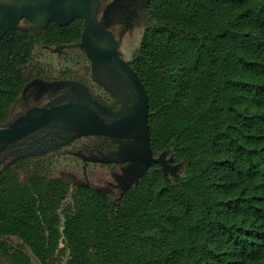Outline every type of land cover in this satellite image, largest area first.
<instances>
[{
  "label": "trees",
  "instance_id": "16d2710c",
  "mask_svg": "<svg viewBox=\"0 0 264 264\" xmlns=\"http://www.w3.org/2000/svg\"><path fill=\"white\" fill-rule=\"evenodd\" d=\"M134 69L149 148L163 151L117 197L69 183L44 157L0 148V264H264V0H147ZM81 23L0 39V128L27 116L35 41L77 40ZM71 133L77 125L68 122ZM73 131V132H72Z\"/></svg>",
  "mask_w": 264,
  "mask_h": 264
},
{
  "label": "flooded vegetation",
  "instance_id": "af4514ba",
  "mask_svg": "<svg viewBox=\"0 0 264 264\" xmlns=\"http://www.w3.org/2000/svg\"><path fill=\"white\" fill-rule=\"evenodd\" d=\"M27 1L33 0H23L19 7L23 8ZM111 1L113 0H103L101 3V0H89L92 24L86 40L94 46L114 49L126 67L128 65L135 71L134 53H125L123 49L125 36L130 32L131 25L127 26V24L130 22L133 5L110 3ZM9 20L10 14H0L2 26L0 39L17 27L33 32L50 24L63 28L75 21L81 23L77 40L33 43L29 57L31 63L37 67V74L25 84L21 92L24 108L16 116L25 113L27 116L19 125L37 121L46 109L65 103H78L93 109L108 125L118 126L124 122H126L125 126L128 125L139 102V91L126 68L116 59L92 58L87 54L82 44L84 15L79 0H67L61 4H48L46 7L34 9L29 15L21 16L14 26H6ZM38 46L47 49L50 55L48 59H34V50ZM30 83L29 89L26 90L25 87ZM99 104L107 107L113 114L102 110ZM77 120L78 118L69 113L60 114L27 134L14 138L9 145L8 153H11L12 149L13 151L23 148L31 150L36 155L44 157L51 171L59 161L65 168H69L68 158L75 154H110V150L119 145L123 146L126 141L135 140L136 133L141 131L139 125L136 130L120 137L102 133L77 134L78 130L71 133L68 122L76 123ZM89 163L99 164V172L106 171V175L110 176L111 172H116L126 161L122 163L110 159L100 162L86 161L82 168V180L75 186L87 184L97 190L89 183L85 172V167H90Z\"/></svg>",
  "mask_w": 264,
  "mask_h": 264
},
{
  "label": "rangeland",
  "instance_id": "374dc122",
  "mask_svg": "<svg viewBox=\"0 0 264 264\" xmlns=\"http://www.w3.org/2000/svg\"><path fill=\"white\" fill-rule=\"evenodd\" d=\"M14 0H0L1 4H7ZM16 2H20V0H15ZM103 0H101V3ZM125 3L127 5H133L130 22H128L127 26H130V32L127 33L125 39L123 41V49L125 53H134L135 49L138 47L141 34L143 32V23L139 21V14L140 12L146 8L147 0H113L110 3ZM49 53L45 47L38 46L34 50V59H41L46 60L49 58ZM28 84L25 89H29ZM24 89V90H25ZM63 113H68L64 111ZM62 113V114H63ZM126 122L123 124H119L118 128L125 127ZM136 138L135 140L126 141L122 145L110 150V154L103 153L99 155H83V154H75L68 158V162L70 164L69 168L64 167L61 165V162H56L53 169H51L50 174L56 177H60L68 181L69 183V191L66 193L65 197L62 198L56 208L54 209L53 217L55 219L56 225L59 229H62L66 216L70 213L69 204L71 202V191L73 187L82 180V168L86 161H103V160H114L118 163H122L126 161L124 165H122L116 172H111L110 176L106 175V171L104 173L99 172L100 165L89 163L90 167L86 168V174L89 178V183L94 185L97 190L107 192L112 198L117 197L119 193L126 187H128L131 183L136 181L138 177L142 176L146 171L147 168L152 166L153 164H157L159 159L163 156V151L160 152H153L151 150V156L154 160H148L146 155V150L143 147L141 139ZM140 140V141H138ZM2 142L0 141V147L2 146ZM147 157V158H146ZM75 164H72V163ZM106 170V169H105ZM102 173V175H100ZM95 184H93V183ZM69 260V253L68 249L65 247L64 240L60 238L59 246L54 251V253L47 258L46 264H65ZM34 264H40L39 261H34ZM43 264V263H42Z\"/></svg>",
  "mask_w": 264,
  "mask_h": 264
},
{
  "label": "water",
  "instance_id": "95a60500",
  "mask_svg": "<svg viewBox=\"0 0 264 264\" xmlns=\"http://www.w3.org/2000/svg\"><path fill=\"white\" fill-rule=\"evenodd\" d=\"M15 1V0H14ZM9 2L7 4L0 3V14L1 13H8L10 14V22L6 26H14L19 18L23 15H29V13L37 8L46 7L48 4H61L66 2L67 0H33L27 1L24 3V7L20 8L19 6L23 2L20 0L19 2ZM15 3V4H13ZM19 3V4H18ZM79 4L81 6V11L84 15V28L82 32V44L85 47V50L89 56L92 58L96 57H112L116 59V61L126 68L127 72L131 76L134 84L136 85L139 91V102L135 108V112L128 123L127 126L123 128H118L116 125H108L103 122L102 118L91 108L81 105L78 103H65L58 106H53L45 110L44 114L40 119L37 121H33L27 123L25 125H15L13 122L11 125L7 127L0 128V141L3 145L16 137H21L28 132L38 128L42 124L46 123L47 121L51 120L54 117L59 116L64 111H67L70 115L74 116L76 119L78 118L76 125L78 129L77 134H89V133H102L109 136H125L128 133L136 130L140 125L139 132L136 133V138L142 137L139 143H142L143 147L146 150V155L148 157L147 161H152L154 158L151 156V149L149 148V138H148V121H147V114H148V102H147V93L146 90L136 72L127 65L124 64L123 60L117 56L116 51L114 49H109L101 46H94L90 44L87 40V32L92 24L91 20V10H90V2L89 0H79ZM0 32H2V26L0 24ZM102 110L108 111L110 114H113L111 110L107 107L99 104ZM140 141V140H138ZM146 157V158H147Z\"/></svg>",
  "mask_w": 264,
  "mask_h": 264
}]
</instances>
